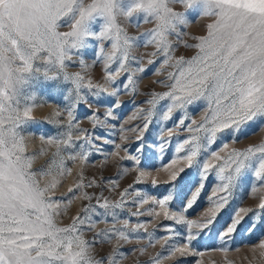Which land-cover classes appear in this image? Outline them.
I'll use <instances>...</instances> for the list:
<instances>
[{
  "label": "snow or ice",
  "instance_id": "1",
  "mask_svg": "<svg viewBox=\"0 0 264 264\" xmlns=\"http://www.w3.org/2000/svg\"><path fill=\"white\" fill-rule=\"evenodd\" d=\"M190 11H195L198 18L211 17L213 22L196 44H184L195 48L191 57H176V47L183 43V29L194 22L189 18ZM121 21L137 28L141 24L152 27L136 36L129 34ZM63 27L69 30L61 31ZM147 46L155 49L153 57L160 58L155 74L164 78L155 83L165 91L151 93V99L145 101L150 107L141 109L135 117L145 123L142 127H120L121 138L126 140L122 134L131 131L137 133V140L144 141L143 133L157 117L161 101L166 103L160 107L159 119L166 122L173 113H181L177 127L190 135L177 141L175 157L159 169L168 172L163 181L167 186L164 194L145 195L130 203L138 206L151 200L154 207L149 213L159 215L156 207L163 209L164 218L183 224L186 234L168 227L170 234L164 237H134L144 223L129 230V221L124 220L123 227H116L119 221L115 209H123L132 193L139 196L140 190L134 185L125 188L113 203L102 194L86 190L100 185L94 180L85 183L81 170L66 196L57 199L55 195L64 178L72 174L69 161L87 163L90 156L102 151L96 140L115 143L105 139L103 133L80 128L77 110L95 107L96 111L89 113L93 127L116 128L112 122L118 118L116 110L122 107L120 95L131 92L135 96L139 82L136 74L147 71L143 60L132 53ZM90 49L92 65L87 63ZM96 61L104 64L103 83L93 82L87 75ZM147 63L157 61L149 59ZM122 72L124 76L117 82ZM38 100L56 104V119L48 123L57 131L40 133L47 147L29 153L27 135L32 133L26 135V129L39 123L33 115L36 107L43 106ZM101 107L105 108L103 114L99 113ZM190 110L199 111L200 119L193 118ZM252 125L256 129L249 133ZM165 131L172 137V129H162L161 141L153 142L160 155L170 143L163 139ZM255 131H264V0H0V264H122L129 254L122 250V243L133 238H147L148 247L165 241L164 251L150 257L147 264H161L162 258L176 253L203 256L204 252L193 245L202 235L221 242L211 251L225 255L239 251L229 246L236 234H250L264 226V216L259 224L252 219L259 214L257 209L264 212V197L256 208H236L224 225L218 224L235 189L251 180L264 187V142L228 150L229 143H238L241 136ZM52 148L55 150L49 155ZM115 148L129 152L120 144ZM135 151L138 154H130L128 159L140 173L135 180L139 184L142 176L151 175L149 170H156L155 156L148 153L144 143L137 144ZM42 157L48 159L34 167ZM178 161L184 166L175 167ZM210 174L218 184L207 197V210L200 219H190L188 213L200 200ZM118 179L119 174L109 183L117 185ZM151 183L153 187L158 185L157 179ZM252 191H256L255 186ZM75 199L86 203L70 223L61 226L58 218ZM173 203L178 205L176 209H171ZM94 216H111L112 227L87 239L86 232L106 222ZM173 236H181L184 243H168ZM101 245L112 247L97 252ZM257 247L264 257V239L251 250L255 253ZM129 251L143 255L147 247Z\"/></svg>",
  "mask_w": 264,
  "mask_h": 264
},
{
  "label": "rangeland",
  "instance_id": "2",
  "mask_svg": "<svg viewBox=\"0 0 264 264\" xmlns=\"http://www.w3.org/2000/svg\"><path fill=\"white\" fill-rule=\"evenodd\" d=\"M178 10L184 11L180 6H175ZM189 18L193 20V23H190L187 27L183 29V35L181 40L183 43L178 44L176 47V51L174 52V56H184L185 58L191 57L195 53V48H186L184 44L194 45L198 42L199 37L206 35L207 25L213 22V18L211 17H199L195 11H190L188 13ZM125 23V26L128 29L129 34L139 36L140 33L145 32L149 28L152 27L150 24H141L138 28L134 25L127 24L126 21H121ZM67 27L61 28V31H68ZM175 41V38H171ZM155 51V49L151 46L147 47H138L134 49L133 55L138 59L143 60V67L147 69V71L143 74H136L138 78V86H137V94L133 96L131 92L122 93L120 95V102L122 107L117 109L118 118L112 123L116 124V128H103V127H93L91 117L89 116L90 112L96 111V108L88 109L87 106H82L76 112L77 122L79 123V127L82 129H87L90 133L100 134L103 133V137L105 139H111L115 143L104 144L103 139L96 140V144L101 148V152L95 153V155L89 157V161L87 163L83 161H77L72 163L69 161V167L72 169V174L64 178L63 186L60 187L56 192V198L60 199L67 194V188L72 186L78 179V174L83 170L84 174V182L88 183L89 181H96L99 184V187H93L86 189L89 193H95L96 195H103L110 202H116L120 199V193L124 191L125 188H128L129 185H134V187L138 190L139 196L134 192L131 195L127 196V203L123 209H115L117 213L116 227H123V221H129V230L137 223H144L145 227L139 230V233L134 234V237H146L148 234H152L154 237H164L169 235L168 227L174 229L177 233L186 234V228L183 224H177L175 220L165 219L163 212L164 210L156 207V212H159V215L155 213H149V209L154 207L152 201L149 200L148 203L133 205L130 203L133 200H138L145 195L148 196H157L161 197L164 194L166 189V185L163 181L167 178L168 172L159 170L161 165H167L171 162V160L175 157V146L178 140H183L186 138L189 133L183 130V128L177 127L178 117L182 114L179 112L173 113V117L169 121H161L159 119V111L160 107L166 103L161 101L157 106V117H154L152 123L149 125L147 132L143 133L144 141L137 140V133L131 131H125L122 135L127 137V139H122L121 134L119 132L120 127L124 129L131 128L133 126H143L145 121L143 119H137L135 117L140 115V110H147L150 105L145 103L148 99H151L152 92L162 93L165 91L159 84L155 83L157 80H161L164 77L155 74V69L159 67V57H153L151 54ZM149 59H154L157 61L156 64H148L147 61ZM87 63L89 65L93 64L92 58V50H89ZM115 67V66H113ZM103 69L104 64L103 61H96L93 67L88 69L87 75L93 79V82L103 83ZM78 68H70L69 71H78ZM124 76L122 72L119 77H117V82H119ZM38 104H42L43 106L36 107L34 109L33 115L39 123L30 124L26 129V135L28 133H32V135H27V144H28V152H37L41 148H46L47 146L40 139V133L45 134H55L57 131V127L48 123L49 120H55V111L56 104L54 102H45L44 100H38ZM105 112V108L101 107L99 109V113L103 114ZM190 114L193 118L199 120L200 112L190 110ZM66 123V118H65ZM186 123H188L186 121ZM162 129H172L173 135L171 138L168 137L167 131L164 132L163 139L170 140L169 145L165 148L163 155H160L159 149L156 147V143L161 141V130ZM256 129V125H252L249 128V133H252ZM156 142V143H153ZM264 142V131H255V134H248L245 136H241L238 143H229V149L237 148L242 149L251 144H259ZM144 143L146 148L148 149V153L150 155L155 156L153 159V163L156 166V170L151 171V175H145L141 177V183L136 184V177L140 175L139 171L134 167L133 161L128 159V156L137 155L138 153L135 151V147L137 144ZM220 141H218V144ZM115 144H120L121 147H127L129 152H124L123 150H117L115 148ZM213 149H217L216 145H213ZM55 149L52 148L49 150V155H51V151ZM94 151V150H93ZM227 151V150H226ZM183 155V153H181ZM224 155V153H221ZM48 157L40 158L34 165V167L38 168L42 164H44L45 160ZM184 166V162L178 161L175 167ZM143 167V165H141ZM127 169V171H124ZM194 171V170H189ZM118 179V184L113 185L109 183V181ZM152 179H157L158 185L153 187L151 181ZM218 184V180H216L214 174H210L208 180L205 182V188L201 195L200 200L194 206V209L190 210L188 213V218L193 220L200 219L203 212L207 210L208 207V199L207 197L212 195L213 190ZM256 187V191H252V187ZM261 197H264V187H260L258 182L255 180H251L250 184L245 185L243 187H238L235 189L232 197L230 198L229 205L227 206V211H225L221 217L218 224L219 226L224 225L228 218L229 214L232 210L245 207V208H256L259 204ZM86 203L81 199H75L71 203V205L67 206V211L61 217L58 218V224L61 226L67 225L70 223L71 217L79 212L82 205ZM95 204V201H92ZM65 207L62 205V208ZM178 205L175 203L172 204L171 209H176ZM103 212V209L99 210ZM137 211L143 212L144 215L135 216L132 213ZM258 215L252 216L249 213V216H252V219L259 224L261 216H264V212H261L257 209ZM94 219L103 220L106 222H101L96 224L93 231L86 232L85 238L91 239L96 232H100L103 229H110L112 227V218L111 216L103 217V216H94ZM248 223V218H245V225ZM193 231H197V229H193ZM264 239V226L258 227L252 233H245L243 231L236 234L233 241L230 242V247H237L239 251L229 252L227 255L220 251H211L213 247H218L220 245V241L209 238L207 236H201V239L198 241H193L194 247L204 252L203 256H193L191 254H186L181 256L179 253H176L173 256L168 257L167 259L162 258L161 264H195V261L199 260L201 264H226V261H232L233 264H264V257H261L260 252L262 251L258 247L256 248V252L254 253L251 250L252 246L258 245L259 241ZM168 243H178L183 244L184 241L181 236H173L172 240L168 241ZM149 240L147 238H133L129 242L122 243V250L126 253H129L125 259H123L122 264H147V261L150 257L156 256L157 253H161L164 251L165 241L161 239L158 243L154 242L153 247H148ZM111 245H101L96 251L100 253H104L110 250ZM147 247V252L143 255L139 251H129L134 249H140Z\"/></svg>",
  "mask_w": 264,
  "mask_h": 264
}]
</instances>
